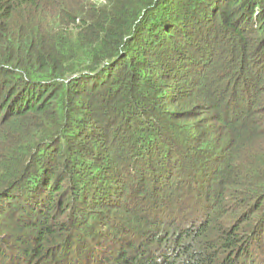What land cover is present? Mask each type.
I'll use <instances>...</instances> for the list:
<instances>
[{"label": "trees", "instance_id": "16d2710c", "mask_svg": "<svg viewBox=\"0 0 264 264\" xmlns=\"http://www.w3.org/2000/svg\"><path fill=\"white\" fill-rule=\"evenodd\" d=\"M0 264H264V0H0Z\"/></svg>", "mask_w": 264, "mask_h": 264}, {"label": "rangeland", "instance_id": "374dc122", "mask_svg": "<svg viewBox=\"0 0 264 264\" xmlns=\"http://www.w3.org/2000/svg\"><path fill=\"white\" fill-rule=\"evenodd\" d=\"M95 1H97V0H95ZM98 1H103V0H98Z\"/></svg>", "mask_w": 264, "mask_h": 264}]
</instances>
